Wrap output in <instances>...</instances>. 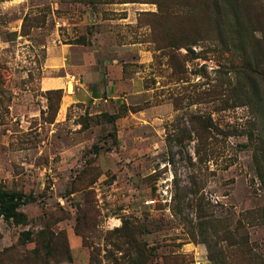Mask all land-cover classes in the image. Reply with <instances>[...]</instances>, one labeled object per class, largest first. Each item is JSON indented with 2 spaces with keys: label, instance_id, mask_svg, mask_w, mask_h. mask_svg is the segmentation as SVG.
Returning a JSON list of instances; mask_svg holds the SVG:
<instances>
[{
  "label": "rangeland",
  "instance_id": "obj_1",
  "mask_svg": "<svg viewBox=\"0 0 264 264\" xmlns=\"http://www.w3.org/2000/svg\"><path fill=\"white\" fill-rule=\"evenodd\" d=\"M0 187V264H264V0H0Z\"/></svg>",
  "mask_w": 264,
  "mask_h": 264
},
{
  "label": "trees",
  "instance_id": "obj_2",
  "mask_svg": "<svg viewBox=\"0 0 264 264\" xmlns=\"http://www.w3.org/2000/svg\"><path fill=\"white\" fill-rule=\"evenodd\" d=\"M56 90L59 89H55L54 91ZM47 91H51V90H47ZM27 199L28 198L24 196V194H22L21 192L6 190L0 187V216L6 221L11 220L13 223L24 222L25 217L20 211H18V207L24 202H26ZM28 238H29V232L22 231L21 239L25 240Z\"/></svg>",
  "mask_w": 264,
  "mask_h": 264
},
{
  "label": "crops",
  "instance_id": "obj_3",
  "mask_svg": "<svg viewBox=\"0 0 264 264\" xmlns=\"http://www.w3.org/2000/svg\"><path fill=\"white\" fill-rule=\"evenodd\" d=\"M43 86L44 89L50 90V89H58L61 87L64 83V77L62 76H45L43 78ZM88 95H85L84 93H77L75 95L70 96L71 101H81L85 98H87Z\"/></svg>",
  "mask_w": 264,
  "mask_h": 264
},
{
  "label": "built area",
  "instance_id": "obj_4",
  "mask_svg": "<svg viewBox=\"0 0 264 264\" xmlns=\"http://www.w3.org/2000/svg\"><path fill=\"white\" fill-rule=\"evenodd\" d=\"M70 79H71V81H72L73 83H76V81L74 80L73 76H72Z\"/></svg>",
  "mask_w": 264,
  "mask_h": 264
}]
</instances>
